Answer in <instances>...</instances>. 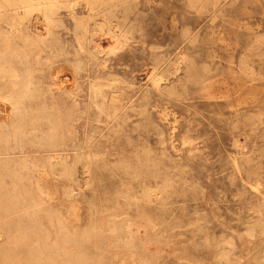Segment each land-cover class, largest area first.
<instances>
[{
	"label": "rangeland",
	"instance_id": "1",
	"mask_svg": "<svg viewBox=\"0 0 264 264\" xmlns=\"http://www.w3.org/2000/svg\"><path fill=\"white\" fill-rule=\"evenodd\" d=\"M221 1L213 22L206 0H128L126 21L120 2L117 45L103 7L57 12V81L34 76L65 148L11 144L26 167L0 188L20 202L0 212V264H264V0ZM22 26L46 35L40 13Z\"/></svg>",
	"mask_w": 264,
	"mask_h": 264
},
{
	"label": "bare ground",
	"instance_id": "2",
	"mask_svg": "<svg viewBox=\"0 0 264 264\" xmlns=\"http://www.w3.org/2000/svg\"><path fill=\"white\" fill-rule=\"evenodd\" d=\"M78 1L79 0H75L71 3L68 0H0V188L5 184L3 182L6 177H8L13 183L19 182L21 179L20 171L26 167L24 164L15 166L12 161L8 159V152L11 149V144L13 147H15V149H23L28 144L35 147L37 146L45 148L50 152L51 156H57L60 152L64 151L65 138L68 134V126L59 115L47 108L46 95L51 94V88H44V83L36 80L34 73L38 72L42 75L44 73H49L50 81L54 84L57 81L58 72L53 70L57 57V52L53 44V40H56L53 32V27L57 22L56 14L61 9L74 14V10ZM206 1L210 2L213 8V10L210 12V19L211 22H213L215 19V12L218 10L222 1ZM120 2L123 3V6L125 7L126 13L123 19L126 21L128 19V10H130L128 7V0H84V9H86V11L89 13L88 19L98 17L99 9L102 7L104 8L103 11L106 12L103 15V20L98 24L97 28L100 33H106L107 36L113 38V40L116 41V45L117 42L120 43V41L128 43L132 38V26L128 28V30L124 31L122 30L121 24L116 23L113 19L115 17L113 12L116 8V5H118ZM35 12L40 13L46 21L45 37L37 36V38H33L25 32L26 29L23 28L24 26H22V21L30 14ZM173 22L175 23L174 18ZM174 23L173 25H175ZM61 25L63 24L61 23ZM75 26L76 29L81 30L80 34H77V41L82 42V40L85 39L83 33V20L76 19ZM192 37L196 38V33H194ZM116 45H114V47ZM78 46L80 47L79 44L77 47ZM54 50L55 53H53ZM48 52H50V55L44 58V55ZM81 52L83 51L81 50ZM149 79H151L152 85L155 88H159L161 86L160 83L165 81L164 77L157 76L154 73ZM112 83L113 81L111 82V85ZM166 83L168 82L166 81ZM100 85L97 83L91 84V88L89 89L91 90L92 101L101 95L102 90ZM70 88L73 89V87ZM67 89L68 88H66V90ZM116 97L117 96L113 94L111 101L116 99ZM88 141L89 139H87V142ZM42 174L44 173H41V175ZM19 205L20 202L18 198L0 195L1 213H7L9 211L15 210ZM40 225L42 226V224ZM67 256H69V254Z\"/></svg>",
	"mask_w": 264,
	"mask_h": 264
}]
</instances>
